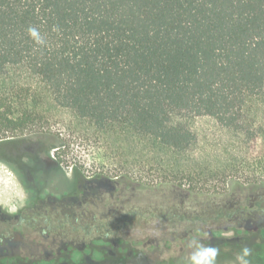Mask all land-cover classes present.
I'll use <instances>...</instances> for the list:
<instances>
[{
    "label": "trees",
    "instance_id": "16d2710c",
    "mask_svg": "<svg viewBox=\"0 0 264 264\" xmlns=\"http://www.w3.org/2000/svg\"><path fill=\"white\" fill-rule=\"evenodd\" d=\"M30 26L45 37L44 46L29 37ZM13 67L37 77L58 108L99 131L142 140L150 161L138 164L163 175L155 183L122 175L111 181L108 200H96L99 206L35 212L24 227L46 224L45 235L93 238L52 258L1 255L0 264H185L188 238L197 232L219 247L217 262L235 260L247 245L251 264H264V235L236 224L240 214L260 212L258 199L205 193V209L173 211L177 193L196 194L174 176L192 175L179 162L197 141L179 118L210 116L244 130V107L264 97V0H0V141L21 137L41 114L29 92L3 84ZM60 148L56 161L66 165ZM18 224L2 226L3 250ZM153 228L166 246L143 249L133 234L144 242Z\"/></svg>",
    "mask_w": 264,
    "mask_h": 264
},
{
    "label": "rangeland",
    "instance_id": "374dc122",
    "mask_svg": "<svg viewBox=\"0 0 264 264\" xmlns=\"http://www.w3.org/2000/svg\"><path fill=\"white\" fill-rule=\"evenodd\" d=\"M2 81L9 89L17 91L21 88L29 92L34 103L39 105L41 114L21 137L0 141V160L18 169L22 182L29 190L27 203L16 214L0 211V232L3 225H17L38 211L54 214L72 205L92 207L89 201L99 206L101 203H96V200H108L114 191L111 181L122 175L144 178L148 183H155L162 177L163 172L155 167L148 165L144 168L138 164L139 161L145 164L150 161L142 140L128 139L114 131H99L90 121L70 110L58 108L39 79L26 68H11ZM34 88L38 92L32 91ZM179 119L195 133L197 141L179 162L192 169V175L174 176L178 185L183 184L196 194L190 198L185 193H177L173 211L180 215L182 212L190 214L199 207L205 209V193L230 194L229 200L236 202L255 198L260 201V212L251 216L242 213L236 224L245 228L254 227L264 235V97L251 98L244 107V130L225 128L210 116L183 115ZM57 147L68 153V164L56 161ZM77 167L82 175L75 171ZM96 174L107 178L94 180ZM48 229L46 224H40L34 230L24 226L19 228L13 241L5 240L8 250L0 246V256L50 258L51 254L70 244L81 249L85 242L93 238L69 231L45 235ZM152 230L148 231L151 237L144 242L140 240L143 235L134 233L133 238L142 243L143 249L149 250L154 246L164 248V240L155 237L159 234L154 228ZM217 264H234V260Z\"/></svg>",
    "mask_w": 264,
    "mask_h": 264
},
{
    "label": "clouds",
    "instance_id": "9594fccd",
    "mask_svg": "<svg viewBox=\"0 0 264 264\" xmlns=\"http://www.w3.org/2000/svg\"><path fill=\"white\" fill-rule=\"evenodd\" d=\"M56 30L55 28L53 29ZM29 37L38 46L46 44L45 37L36 27L27 29ZM29 198V190L22 182L18 169L5 160H0V211L10 215L16 214L25 206ZM207 236L208 233H204ZM191 250L185 264H217L219 247L205 244L199 232L188 238ZM252 249L244 245L235 255L234 264H251Z\"/></svg>",
    "mask_w": 264,
    "mask_h": 264
},
{
    "label": "flooded vegetation",
    "instance_id": "af4514ba",
    "mask_svg": "<svg viewBox=\"0 0 264 264\" xmlns=\"http://www.w3.org/2000/svg\"><path fill=\"white\" fill-rule=\"evenodd\" d=\"M27 220H21L20 222H19V226H23L24 225V223L26 222ZM26 224V223H25ZM262 234H263V232L262 231H260ZM56 253H54V254H51L50 256H51V258L55 255ZM23 256V255H22ZM25 257V256H24Z\"/></svg>",
    "mask_w": 264,
    "mask_h": 264
}]
</instances>
